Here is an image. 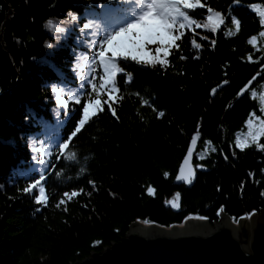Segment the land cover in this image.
<instances>
[{"label": "trees", "instance_id": "trees-1", "mask_svg": "<svg viewBox=\"0 0 264 264\" xmlns=\"http://www.w3.org/2000/svg\"><path fill=\"white\" fill-rule=\"evenodd\" d=\"M101 2L0 0V264H76L119 243L135 223L171 229L200 216L214 224L221 215L238 223L264 211V135L243 150L236 146L247 121L260 115L252 93L264 84V71L250 92L236 97L264 65V19L253 7L264 8V0H200L204 8L186 10L200 26L181 30L168 66L122 62L111 99L87 43L94 38L80 32L82 19L74 26L68 17L87 15ZM209 7L225 17L219 32L204 27ZM233 17L241 22L238 30ZM49 20L65 33L47 27ZM146 48L152 54L155 45ZM93 76L102 103H112L116 116L105 103L61 153L58 145L74 130L83 102L96 98L88 84ZM53 85L62 99L71 93L81 102L65 109ZM198 131L201 171L192 187L176 186ZM72 153L75 159H68ZM40 175L45 204L35 201L36 187L23 191ZM74 190L79 195L72 200L63 196ZM177 193L173 208L168 202Z\"/></svg>", "mask_w": 264, "mask_h": 264}, {"label": "snow or ice", "instance_id": "snow-or-ice-1", "mask_svg": "<svg viewBox=\"0 0 264 264\" xmlns=\"http://www.w3.org/2000/svg\"><path fill=\"white\" fill-rule=\"evenodd\" d=\"M115 2L116 6H113ZM236 4H239V0H236ZM205 5L200 0H102L99 5L93 4L91 8L87 10V15L81 14L78 16L76 13L69 12L68 17L70 22L75 26L81 19L83 23L79 24L80 32H87L89 36L93 37L94 40H88L93 50V59L98 62L99 67L102 70V75L99 76L101 81L100 87L104 88L105 93L111 95L118 92L119 89L116 86V80L119 75L124 73L126 64L122 66V62L133 61L138 65L156 67L168 66L169 50L175 45V42L180 40L183 35L182 29H186L192 25L199 27L195 19H193L189 12V9H201ZM259 15L264 19V8L253 6ZM207 11L210 15L207 17V24L204 27L210 32H219L221 26L225 24V17L223 14L208 8ZM231 15V13H229ZM92 18H89V17ZM101 17H106L109 23L105 24ZM231 23L236 26L237 30L240 27V20L235 17L232 18ZM49 28H54L55 33L63 34L66 31L65 27L55 26L51 20L47 21L46 24ZM145 33L148 34L146 40L143 39ZM179 33V34H177ZM264 35V33H262ZM60 35L56 36L59 40ZM122 39H126L130 48L122 46ZM208 39L207 36L204 37ZM255 38H253L254 41ZM253 41H250L253 42ZM213 44L216 42L213 40ZM146 45H155L154 53L150 54V50L146 48ZM52 47L51 44L47 45ZM179 47V45H176ZM195 47L199 48L200 45L196 44ZM183 58V57H181ZM97 79L93 76L89 81V87L92 89V93H95V99H87L82 105V114L74 130L68 135L67 139L58 145L60 152L64 153L65 150L69 149L71 142L82 132L84 127L93 120L95 116L104 110L105 103L112 110V115L116 116V111L112 107V103L101 101V93L97 89L94 81ZM133 80L132 75L127 76V82L131 83ZM227 84L228 81H225ZM52 95L56 97L59 103L67 109L69 102L79 104L80 97L68 94L67 100L61 98L62 93L57 90V87L53 85L51 89ZM216 89H213L215 94ZM244 89H241L243 94ZM92 93H89L91 97ZM144 103H147L145 101ZM92 109V111H90ZM163 115V113H160ZM261 134H264V128H262ZM257 139V134L252 133V142ZM193 144L196 140L192 141ZM237 147L243 150L247 144L244 142H237ZM193 155L192 151L187 153V156L191 158ZM59 159V156L57 157ZM68 159H75V154L72 153L68 156ZM189 161L185 159L184 165L187 167ZM59 175V172L56 173ZM167 176V173H165ZM194 172L192 168L187 169L185 167L180 168V174L176 177L177 180L184 181L188 184L192 183ZM46 178L44 175H40L39 179H33L23 189L25 193L29 192L36 187L38 194L35 195L34 199L36 202L45 204L47 197L45 195V187L41 186L40 182ZM154 189L149 187L148 194L152 195ZM79 195L77 191L71 193H63L64 197L70 201L73 197ZM264 195V193H261ZM180 194L177 193L174 200L169 201L173 208L179 207ZM65 200L61 199L56 205L59 207L64 204ZM224 209L221 207L218 211V215ZM200 220H205L207 217H197ZM188 219V218H186ZM99 243V242H97Z\"/></svg>", "mask_w": 264, "mask_h": 264}, {"label": "water", "instance_id": "water-1", "mask_svg": "<svg viewBox=\"0 0 264 264\" xmlns=\"http://www.w3.org/2000/svg\"><path fill=\"white\" fill-rule=\"evenodd\" d=\"M263 71L264 65L243 88V94L239 92L236 100L252 89L263 77ZM193 140L196 143L191 142L188 149L193 155L189 158L186 154L180 166L185 167L186 173L188 168H192V183L176 179V186L192 187L197 172L201 171L195 165L200 131ZM185 159L189 161L187 167L184 165ZM76 264H264V211L240 220L237 226L226 215H222L219 222L214 224L191 218L181 227L171 229L135 223L119 243Z\"/></svg>", "mask_w": 264, "mask_h": 264}, {"label": "rangeland", "instance_id": "rangeland-1", "mask_svg": "<svg viewBox=\"0 0 264 264\" xmlns=\"http://www.w3.org/2000/svg\"><path fill=\"white\" fill-rule=\"evenodd\" d=\"M253 97L258 98L260 104V115H252V117L247 121L246 128L240 134V142H244L247 145L254 143L258 144L261 137L264 134H261L262 128H264V84L260 87L259 90L252 93ZM252 133L257 134V139L255 142H252ZM44 153H47L44 151Z\"/></svg>", "mask_w": 264, "mask_h": 264}, {"label": "bare ground", "instance_id": "bare-ground-1", "mask_svg": "<svg viewBox=\"0 0 264 264\" xmlns=\"http://www.w3.org/2000/svg\"><path fill=\"white\" fill-rule=\"evenodd\" d=\"M238 224H239V222H238V223H234V222H233V225H236V226H237ZM212 228H213V227H212ZM212 228H211V229H212Z\"/></svg>", "mask_w": 264, "mask_h": 264}]
</instances>
